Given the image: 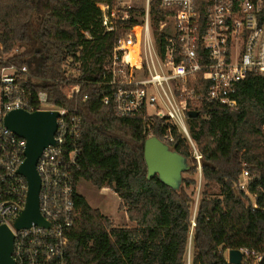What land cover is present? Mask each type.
<instances>
[{
  "label": "trees",
  "instance_id": "obj_1",
  "mask_svg": "<svg viewBox=\"0 0 264 264\" xmlns=\"http://www.w3.org/2000/svg\"><path fill=\"white\" fill-rule=\"evenodd\" d=\"M114 1L0 0V68L3 58L19 49L9 62L29 66L40 79L30 82L33 92L46 91L53 106L77 109L82 118V156L76 184L85 180L99 190L112 189L121 200L120 208L136 223L134 228L116 227L77 193L79 216L68 233V264H187L190 241L191 264H226L227 249L264 251V76L249 74L240 83L237 110L202 102L196 118L187 116L202 156L205 183L194 215L195 199L187 189L196 181L182 178L176 189L159 175L150 176L144 155L149 138L145 122L141 117H119L112 105L103 102L109 92L103 70L120 37L138 24L131 17L107 32L99 5L113 7ZM158 5L152 0L151 13L157 45L164 49L166 35L158 31L163 17ZM70 58L72 67L80 63L76 78L64 73ZM70 84L81 88L71 100L63 93ZM206 89L207 84L200 82L198 96L203 97ZM164 123L153 121V137L186 160L184 174L196 175L198 163L190 146L176 128L171 129L174 141L166 142ZM244 169L254 179L252 192L263 189L258 208L236 188ZM209 187H218L219 193L206 190Z\"/></svg>",
  "mask_w": 264,
  "mask_h": 264
},
{
  "label": "built area",
  "instance_id": "obj_2",
  "mask_svg": "<svg viewBox=\"0 0 264 264\" xmlns=\"http://www.w3.org/2000/svg\"><path fill=\"white\" fill-rule=\"evenodd\" d=\"M158 2L163 15L158 31L166 35L164 49L158 47L154 35L152 0H147L144 13L137 12L142 20L134 17L136 11L131 7L125 6L117 13L114 7L99 5L107 32L116 30L119 21H129L131 17L138 21L120 37L103 70V84L109 90L103 102L112 105L119 117H141L149 138L153 137L155 119L165 120L164 125L168 126L166 142L174 141L171 129L176 128L190 146L202 177V156L190 135L188 113L197 112L202 102L235 111L240 83L249 74L264 76V22H260L264 0ZM19 53L15 49L10 56ZM10 56L3 58L4 66L0 68V226L8 227L14 235L16 264H68V233L79 216L75 173L82 156V118L77 109L49 104L46 91L34 93L30 82L40 79L29 66L10 63ZM72 63L70 58L65 65L67 78L78 75L80 63L74 67ZM200 82L207 84L203 97L197 94ZM80 90L79 84H70L64 86L63 93L71 100ZM87 99L85 95L84 100ZM16 110L59 113L54 144L42 152L37 164L42 183L39 210L49 227L33 224L17 229L15 225L26 209L29 190L27 180L19 174L26 159V141L4 122L7 114ZM253 182L250 172L244 169L236 188L258 208L263 189L257 187L252 192ZM232 251L239 252V263L231 262ZM225 255L226 264H264V251L256 248L227 249ZM191 259L190 241L187 264H191Z\"/></svg>",
  "mask_w": 264,
  "mask_h": 264
},
{
  "label": "water",
  "instance_id": "obj_3",
  "mask_svg": "<svg viewBox=\"0 0 264 264\" xmlns=\"http://www.w3.org/2000/svg\"><path fill=\"white\" fill-rule=\"evenodd\" d=\"M198 115L199 113L195 111L188 113L190 118H196ZM58 116V112L29 113L16 110L8 113L5 117L6 127L26 141V159L19 169V174L27 180L29 190L26 209L15 224L17 229L29 228L33 224L49 227V223L42 217L39 210L42 183L37 171V164L42 152L49 145L54 144ZM144 155L150 176L159 175L160 179H162V177L172 174L175 170L177 158H182L185 161V167L182 172L184 173L188 169V164L183 157L173 152L166 144L155 137L148 138L146 141ZM182 176L179 181L170 183L162 180L177 189L182 183ZM13 251V233L8 227L0 226V264H16L13 259ZM230 260L232 263H239V252L232 251Z\"/></svg>",
  "mask_w": 264,
  "mask_h": 264
},
{
  "label": "rangeland",
  "instance_id": "obj_4",
  "mask_svg": "<svg viewBox=\"0 0 264 264\" xmlns=\"http://www.w3.org/2000/svg\"><path fill=\"white\" fill-rule=\"evenodd\" d=\"M125 6L134 9V11H136L133 14L134 17H137L139 20H142V17L139 13H141L142 10L146 9L147 0H115L113 4V7L117 13H120L119 11H123ZM184 167L185 161L182 158H177L174 172L168 176L162 177V179L170 183L172 181H179L181 179V176L183 175L182 178L184 179H194L196 181L195 186H191L187 189V193L195 199V215L198 202L201 199L203 191L205 190V183L203 177H201L199 172L194 176L184 174L182 172V169ZM206 190H209L213 194L219 193L218 187H209L206 188ZM77 192L87 200V202L92 208L99 210L102 215L108 217L116 227L131 225L125 215V210H122L120 208V198L112 189L106 188L105 190H99L98 188L94 187L90 182L81 180L77 184ZM125 217L127 218V220H125Z\"/></svg>",
  "mask_w": 264,
  "mask_h": 264
},
{
  "label": "crops",
  "instance_id": "obj_5",
  "mask_svg": "<svg viewBox=\"0 0 264 264\" xmlns=\"http://www.w3.org/2000/svg\"><path fill=\"white\" fill-rule=\"evenodd\" d=\"M106 188H104V189H102V190H105ZM125 215H126V217L128 218V215L125 213ZM125 217V220H127V218ZM128 220H129V218H128ZM129 222L131 223V225H129V226H123V227H130V228H134V227H136V223L135 222H131L130 220H129ZM133 224V225H132Z\"/></svg>",
  "mask_w": 264,
  "mask_h": 264
}]
</instances>
